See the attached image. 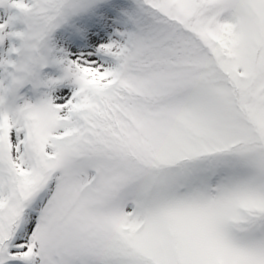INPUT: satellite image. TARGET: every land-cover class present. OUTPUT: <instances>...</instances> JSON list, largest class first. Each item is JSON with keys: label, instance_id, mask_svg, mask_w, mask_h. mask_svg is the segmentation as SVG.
<instances>
[{"label": "snow or ice", "instance_id": "obj_1", "mask_svg": "<svg viewBox=\"0 0 264 264\" xmlns=\"http://www.w3.org/2000/svg\"><path fill=\"white\" fill-rule=\"evenodd\" d=\"M0 7V264H264V0Z\"/></svg>", "mask_w": 264, "mask_h": 264}, {"label": "rangeland", "instance_id": "obj_2", "mask_svg": "<svg viewBox=\"0 0 264 264\" xmlns=\"http://www.w3.org/2000/svg\"><path fill=\"white\" fill-rule=\"evenodd\" d=\"M27 2V0H26ZM101 4H115L120 3L124 6H127L131 3V0H100ZM115 15L108 17L103 12L97 11L94 14V19L98 24L104 26L105 24H115L119 17V14L124 11L123 8H114L113 9ZM19 14L17 10L7 8V7H0V25H6L4 30L5 34L12 32V31H20L23 29V25L16 19H12L13 17H17ZM55 38V34H54ZM18 44L17 41L11 39H5L3 43H0V55H3L10 46ZM46 75H54V69H46Z\"/></svg>", "mask_w": 264, "mask_h": 264}]
</instances>
